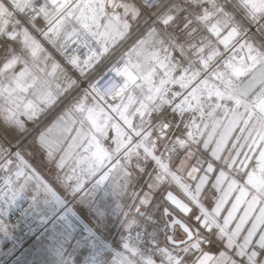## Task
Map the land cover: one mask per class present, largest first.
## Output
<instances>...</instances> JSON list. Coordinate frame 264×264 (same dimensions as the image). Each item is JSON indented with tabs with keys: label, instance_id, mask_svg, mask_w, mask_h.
Masks as SVG:
<instances>
[{
	"label": "snow or ice",
	"instance_id": "snow-or-ice-1",
	"mask_svg": "<svg viewBox=\"0 0 264 264\" xmlns=\"http://www.w3.org/2000/svg\"><path fill=\"white\" fill-rule=\"evenodd\" d=\"M58 106L56 160L29 123ZM28 147L72 161L63 188L91 176L159 214L112 264H264V0H0V205L60 201Z\"/></svg>",
	"mask_w": 264,
	"mask_h": 264
},
{
	"label": "built area",
	"instance_id": "built-area-1",
	"mask_svg": "<svg viewBox=\"0 0 264 264\" xmlns=\"http://www.w3.org/2000/svg\"><path fill=\"white\" fill-rule=\"evenodd\" d=\"M58 195L59 202L28 188L15 202L0 205V264H112L124 240L137 233L142 237L141 250H150L146 233L159 226L158 213L146 210L138 214L130 206L120 215L114 234L105 237L80 215L73 199ZM132 216L136 223L129 228L127 220Z\"/></svg>",
	"mask_w": 264,
	"mask_h": 264
},
{
	"label": "rangeland",
	"instance_id": "rangeland-1",
	"mask_svg": "<svg viewBox=\"0 0 264 264\" xmlns=\"http://www.w3.org/2000/svg\"><path fill=\"white\" fill-rule=\"evenodd\" d=\"M238 48V45H236L235 49L231 47L229 49H225L223 46H221V52L226 53V55L224 56L225 59L230 56H235V58L239 60L240 57L245 55V52L237 51ZM53 56L59 59V57L56 56L55 52H53ZM60 114L61 112L58 106L57 108L46 112L44 115H41L35 124L29 123L31 134L38 135L39 132L48 129L50 127L49 124L52 122L54 123V121ZM67 145L68 143L66 144V146H64L63 149H65ZM57 151L58 149H54V155L56 160H59L63 150L61 151V153L60 151ZM27 152L34 153V150L32 147H28ZM25 158L30 161L31 165L36 169L37 173L41 175L44 180L52 184V186L58 191L59 194L64 195L67 200L73 199V203L75 204L77 211L91 225H93L101 235H103V233L101 232L110 230L112 233L116 230V224L113 221H115L118 212L121 209V206L131 202L130 195L133 192L132 188L129 189V193L123 194L114 192L108 182H104L103 184H100L93 188L92 184L90 183L94 182L93 178L91 176H82L81 179L88 186V188H86L85 192L83 193L78 192L73 194L70 188H63L61 185L55 183L54 180L57 173L60 177H62L61 175H63V171H66V173L64 174L70 173L73 166V164L70 163L72 161L68 162L69 168H64L60 173V169L55 168L54 165L50 166L48 164L46 149H39L32 155H25ZM77 174L79 175V169H77ZM95 179H99V176H96ZM146 180L147 176L143 177V180H141V184H143V182ZM71 183H74V181H72ZM137 188L138 186L135 188V191L137 190Z\"/></svg>",
	"mask_w": 264,
	"mask_h": 264
},
{
	"label": "crops",
	"instance_id": "crops-1",
	"mask_svg": "<svg viewBox=\"0 0 264 264\" xmlns=\"http://www.w3.org/2000/svg\"><path fill=\"white\" fill-rule=\"evenodd\" d=\"M56 122H57V119L54 121V123L52 122V123L49 124V125H50L49 128H51L52 130H51V132H50L49 134H47V136H48V138H49L51 141L54 142V143H53V148H54L55 150L58 149L57 152L60 151V153H61V151L63 150L64 146H66V144L68 143L67 147H65V149H67L68 146H69V143H71V136H69V134H68L67 132L63 131V130H62V127H57V126H55V125H56ZM72 135H75V134L72 133ZM65 141H67V142H65ZM56 146H57V147H56ZM58 147H59V148H58ZM63 154H64V153L62 152L61 155H63ZM70 161H71V160H70ZM70 161H69V162H70ZM70 163H71V162H70ZM68 168H69V166H68ZM143 190H144V191H147V188L144 187ZM140 191H141V189H140V187L138 186L136 192H140ZM176 193H177L178 195H180V193H179L178 190L176 191ZM155 195L158 196V193H155ZM232 199H233V201H234V197H233ZM130 206H131V202H130V203H126V204H124V205L121 206V209L119 210L118 215H117L115 221H113V222H115V224H117V222H118V220H119V218H120V215H121L123 212H125V210H126L127 208H129ZM226 207H227V208H230V207H231V204L226 205ZM133 210L136 211V209H134V208H133ZM145 211H146V210H141V211H139V212H137V211H136V212H137L138 214H143ZM80 215H81V214H80ZM224 215H227V212H225ZM81 216H82V215H81ZM132 217H133V216H132ZM132 217H129V219L132 218ZM83 218H84V217H83ZM113 224H114V223H113ZM115 228H116V227H115ZM100 232H101V231H100ZM114 232H115V231H113V232L111 233L110 230H109V231L107 230V231H105V232H101V233H103V236H105V237H110L111 235L114 234Z\"/></svg>",
	"mask_w": 264,
	"mask_h": 264
},
{
	"label": "bare ground",
	"instance_id": "bare-ground-1",
	"mask_svg": "<svg viewBox=\"0 0 264 264\" xmlns=\"http://www.w3.org/2000/svg\"><path fill=\"white\" fill-rule=\"evenodd\" d=\"M238 47H239V45H238ZM245 54V53H244Z\"/></svg>",
	"mask_w": 264,
	"mask_h": 264
},
{
	"label": "water",
	"instance_id": "water-1",
	"mask_svg": "<svg viewBox=\"0 0 264 264\" xmlns=\"http://www.w3.org/2000/svg\"><path fill=\"white\" fill-rule=\"evenodd\" d=\"M175 194H177V193H175ZM178 195V194H177Z\"/></svg>",
	"mask_w": 264,
	"mask_h": 264
}]
</instances>
